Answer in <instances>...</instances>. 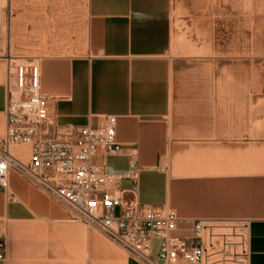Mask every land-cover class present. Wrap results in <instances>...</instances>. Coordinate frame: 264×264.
<instances>
[{"label":"crops","instance_id":"crops-1","mask_svg":"<svg viewBox=\"0 0 264 264\" xmlns=\"http://www.w3.org/2000/svg\"><path fill=\"white\" fill-rule=\"evenodd\" d=\"M85 14L77 41L35 53L22 40L15 56L39 64L56 124L100 126L116 117L124 150L104 158L107 169L123 174L131 161L140 167L137 183L119 184L126 198L173 209L186 222L227 220L245 234L248 264H264V139L254 141L251 115L221 106L219 85L186 77L197 68L188 66L191 56L172 55L173 0H85ZM6 77L0 63V131ZM9 182L0 186L7 245L0 264H141L81 228L78 249L67 212L16 172Z\"/></svg>","mask_w":264,"mask_h":264},{"label":"built area","instance_id":"built-area-1","mask_svg":"<svg viewBox=\"0 0 264 264\" xmlns=\"http://www.w3.org/2000/svg\"><path fill=\"white\" fill-rule=\"evenodd\" d=\"M2 58L8 65L5 131L0 134L2 188H9L10 174L16 172L141 264H248L245 234L227 220L186 222L173 209L126 198L119 184L137 183L140 167L131 161L123 174L107 169L104 158L124 150L116 117H107L100 126L57 125L49 114V99L41 93L39 64L20 63L10 50ZM6 248L0 232V262Z\"/></svg>","mask_w":264,"mask_h":264},{"label":"rangeland","instance_id":"rangeland-1","mask_svg":"<svg viewBox=\"0 0 264 264\" xmlns=\"http://www.w3.org/2000/svg\"><path fill=\"white\" fill-rule=\"evenodd\" d=\"M11 1L12 5L9 0H0V63L4 74L8 65L2 57L10 44L13 56L22 53V40H29L35 53H48L82 35L85 0ZM173 29L172 55L191 56L188 66L197 68L186 76L188 80L219 85L221 106L251 115L254 141L264 139L260 133L264 131V0H173ZM180 65L184 67V62ZM3 133L4 129L0 131ZM49 201L67 212V220L77 227L78 249L83 242L80 228L106 238L73 218L62 205Z\"/></svg>","mask_w":264,"mask_h":264},{"label":"bare ground","instance_id":"bare-ground-1","mask_svg":"<svg viewBox=\"0 0 264 264\" xmlns=\"http://www.w3.org/2000/svg\"><path fill=\"white\" fill-rule=\"evenodd\" d=\"M3 2H4V0H3ZM10 2H11V1L9 0V4H10ZM24 148H25V147H24ZM18 150H20L19 147H15V148H14V151H18Z\"/></svg>","mask_w":264,"mask_h":264}]
</instances>
